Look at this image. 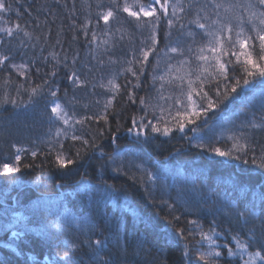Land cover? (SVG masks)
<instances>
[{
  "label": "trees",
  "instance_id": "obj_1",
  "mask_svg": "<svg viewBox=\"0 0 264 264\" xmlns=\"http://www.w3.org/2000/svg\"><path fill=\"white\" fill-rule=\"evenodd\" d=\"M10 2L14 8L20 9L18 22L21 26L27 25L26 30L38 37L26 40L19 48L13 41L11 47L15 62H32L33 69H40L38 73L33 72V81L54 80L60 87L62 98L75 95L80 101L78 114L85 111L82 105H88L89 114L102 110V105H96L94 101L106 98L104 90L97 88L93 96L90 87L75 88L68 78L73 68L86 74L85 66L91 67L96 63L93 59L96 55L94 45L86 42L80 30L88 14L85 0ZM90 2L94 15L96 0ZM10 16L12 23L17 22L15 13ZM124 29L125 40L118 43L112 52L115 57L130 60L131 50H138L147 36L132 23H125ZM166 32L167 27L162 21L157 46L161 56L169 43ZM176 37L174 31L172 41ZM53 52L58 57H68L67 67L63 61L56 65L55 78L45 76L56 63L50 55ZM73 56L78 58L75 66L71 63ZM153 64L155 59L150 57L138 88L132 87L137 81L130 73L122 74L116 81L121 84V92L108 110L111 131L107 130L103 120L83 130L86 138L96 137L98 147L81 148L79 143L72 147L71 141L64 142L65 154L74 161L66 168L59 167L53 157L47 155L50 137L46 135L48 125L42 115L44 101H39L34 110L24 115L22 109L3 102L5 93L9 99L16 98L15 86L23 82L24 77L13 75V84L7 88L0 87V160L13 154V143L37 151L35 158L30 153L23 155L20 172L0 174V224L12 223L15 216L27 218L7 232L0 231V261L25 264L29 256H35L40 264H46L45 258L49 253L56 255L64 248L65 241L80 242L91 236L93 240L107 238L108 246L103 250L102 258L111 260L113 264H202L194 255L189 258L182 256L185 241L169 223L174 216L180 217L176 227H183L186 233L194 228L188 221L199 220L205 231L215 226L218 232L223 233L217 238L221 246L229 243L231 236L240 228L234 206L239 200H251L253 192L264 186V170L250 161L251 155L259 156L261 148H264V129L247 127L249 122L259 123L264 116V95L258 89L255 92L244 89L236 101L226 102L220 109L209 112L206 125H203L202 116L197 121L203 125L201 130L193 133L190 129L195 125H189L180 132L169 120L168 126L173 128L170 135L164 136L148 129L147 142L141 137L137 143L126 129L131 126L133 116L139 120L144 115L138 98L156 96L159 82L153 83ZM4 75L0 72V81ZM125 78L131 81L128 87H124ZM214 87L215 82L204 86L213 98ZM65 90L67 97H64ZM130 92L137 97L135 104L129 100ZM146 119L157 122L151 114ZM165 119L168 120L166 114ZM158 126L163 128L164 124ZM118 127L119 131H116ZM240 132L249 137L251 148L255 149L254 153L250 151L248 156L242 157L249 160L247 164L195 147L202 142L227 150L232 145L229 133L238 135ZM113 135L116 136L114 142ZM77 148L81 150L79 157L75 155ZM25 164L32 167L26 168ZM145 169L163 179L153 183L148 180ZM6 208L7 215L4 212ZM256 211L259 215L258 202ZM25 225L29 231L24 236L18 239L12 235L14 231L24 232ZM187 247L194 250V241L189 239ZM221 251L220 264H242L239 257H228L225 248L221 247ZM90 256L91 252L85 246L78 259L89 264Z\"/></svg>",
  "mask_w": 264,
  "mask_h": 264
},
{
  "label": "snow or ice",
  "instance_id": "obj_2",
  "mask_svg": "<svg viewBox=\"0 0 264 264\" xmlns=\"http://www.w3.org/2000/svg\"><path fill=\"white\" fill-rule=\"evenodd\" d=\"M85 7L88 14L80 25V30L86 42L94 45L96 55L93 59L96 63L91 67L85 66L86 74L73 68L68 78L75 88L90 87L93 96L97 88L104 90L106 98L103 101H94L96 105H102V110L89 114L88 105H82L85 111L78 114L77 105L80 101L75 95L68 99L62 98L60 87L54 80L45 78L41 83L33 81V72L38 73L40 69H33L32 62H15L11 47L13 41H16L19 48L26 40L38 37L26 30L27 25L21 26L18 22L21 17L19 8H14L10 0H0V72L5 73L0 87L7 88L13 84V75L24 77V81L15 86L16 98L9 99V95L5 93L3 102L11 103L27 115L39 101H44L42 115L48 125L46 135L50 137L47 141V155L52 156L61 168H66L74 162L65 154V141H71L72 147L79 143L81 148H96V137L86 138L83 130L103 120L108 126L107 130L111 131L108 110L113 107V101L121 92V84L116 81L122 74L130 73L137 81L132 87L138 88L140 76L149 65L150 57L155 59V64L152 65L153 83L159 82V87L156 89L155 98H138L144 115L139 120L133 116L130 120L131 126L126 129L137 143L141 137L147 142L148 129L164 136L170 135L173 128L184 132L189 125H195L190 129L193 133L201 130L203 125L207 124L209 112L220 109L226 102L236 101L244 89L252 92L258 89L264 95V0H107V3L105 0H96L94 15L91 12L93 5L90 0H85ZM11 13L16 14L17 22L12 23ZM162 21L167 27L166 36L169 38L163 56L157 52ZM125 23H132L138 31L147 36L146 40L141 41L138 50H131L130 60L115 57L112 52L118 43L126 38ZM174 31L177 37L172 41ZM50 55L56 63L53 70L45 73V76L55 78L56 65L63 61L67 67L68 57H58L55 52ZM71 63L75 66L78 58L73 56ZM30 81L32 83H29ZM212 82H215L212 89L215 98L204 88L205 84ZM129 84L131 81L125 78L124 87ZM165 92L168 94L165 95ZM64 97H67V90ZM129 100L133 104L137 102L134 92L129 93ZM149 114L157 118L156 123L146 119ZM165 114L168 120L165 119ZM202 116L203 125H199L197 121ZM169 120L173 128L168 126ZM161 123L164 124L163 128L158 126ZM247 127L264 129V116L259 123L249 122ZM116 131H119V127ZM99 134L103 135V132ZM228 139L232 141V145L227 150L202 142L197 143L195 147L219 157L249 163L248 159H242L248 156L250 151L255 152V149L251 148L249 137L240 132L238 135L229 136ZM115 140L116 136L113 135L112 141ZM11 149L14 150L13 154L0 160V174L11 175L20 172L25 153H30L33 158L37 156L36 150L15 143L11 145ZM75 155H81L80 148L76 149ZM101 155L104 153L101 152ZM250 161L264 170V148H261L259 156L251 155ZM23 166L32 167L31 164ZM143 171L153 183L163 179L162 176L153 175L146 169ZM257 202L259 215L256 211ZM233 211L240 228L231 236L229 243L223 246L217 239L223 233L218 232L215 226H210L205 231L199 220H190L188 223L194 228L186 233L183 227H176L180 217L174 216L169 223L185 241L182 256L189 258L194 255L202 264H220L223 247L227 250L228 257H239L242 264H264V186H261L258 192H253L251 200H239ZM4 212L7 215L8 209ZM24 219L27 218L15 216L12 223L0 224V231L7 232ZM212 223L215 225V221ZM76 226L80 227L79 224ZM27 231L29 229L25 225L24 232L14 231L12 235L19 239ZM189 239L194 241V250L187 247ZM64 245V248L60 249L63 255L60 251H57L56 255L49 253L45 258L46 264H83L78 255L84 251L85 246L91 252L89 264H113L111 260L102 258L103 250L108 246L107 238L93 240L88 236L80 242L65 241ZM28 261L31 264H40L35 256H29ZM28 261L25 264H28ZM0 264L7 262L0 261Z\"/></svg>",
  "mask_w": 264,
  "mask_h": 264
},
{
  "label": "rangeland",
  "instance_id": "obj_3",
  "mask_svg": "<svg viewBox=\"0 0 264 264\" xmlns=\"http://www.w3.org/2000/svg\"><path fill=\"white\" fill-rule=\"evenodd\" d=\"M231 135H234V134H232V133H229L228 137H229V136H231Z\"/></svg>",
  "mask_w": 264,
  "mask_h": 264
}]
</instances>
